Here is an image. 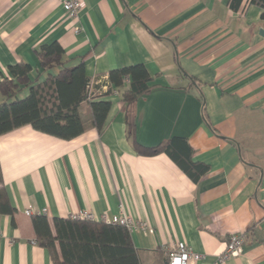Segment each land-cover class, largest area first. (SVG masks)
Masks as SVG:
<instances>
[{"label": "crops", "instance_id": "0c3cea01", "mask_svg": "<svg viewBox=\"0 0 264 264\" xmlns=\"http://www.w3.org/2000/svg\"><path fill=\"white\" fill-rule=\"evenodd\" d=\"M62 0H0V80L18 62L42 69L36 50L57 41L67 64L84 63L96 86L112 69L143 64L149 89L125 112L119 94L100 132L88 102L83 132L60 139L22 125L0 134L2 183L13 217L0 214V264H53L32 216L126 215L142 264H163L183 242L221 264L230 235H246L242 253L223 264H264V19L242 0H80L74 18ZM78 27L79 31L74 32ZM102 91L105 89L101 88ZM3 97L0 94V102ZM133 124L128 136L127 120ZM176 138L172 156L152 149ZM139 150V151H138ZM29 209L27 215L25 210ZM45 209V213H42ZM58 249V247H57Z\"/></svg>", "mask_w": 264, "mask_h": 264}, {"label": "trees", "instance_id": "16d2710c", "mask_svg": "<svg viewBox=\"0 0 264 264\" xmlns=\"http://www.w3.org/2000/svg\"><path fill=\"white\" fill-rule=\"evenodd\" d=\"M249 1L260 5L261 17L264 19V0ZM241 2L229 0L228 5L232 10H237ZM35 52L42 69L40 72L31 76V66L18 62L9 67L10 77H2L0 80V94L3 97L0 102V134L22 125H30L39 132L64 140L72 139L84 130L79 106L85 101L90 106L91 125L100 132L110 109L111 101L108 97L113 89L119 91L120 101L125 112L129 113L138 96L150 86V76L145 66L134 64L110 70L107 88L102 91V86L94 85L89 94L90 80L84 63L79 61L67 64L64 50L57 41L43 43ZM126 125L128 136H132L134 128L129 118ZM175 139L152 149H144L137 143L135 147L141 148L138 151L145 154L164 151L172 156L170 148ZM174 160L194 181L207 170L205 164L190 161L193 165L192 173L183 163ZM14 212L0 170V214L13 217ZM32 225L38 243L48 250L53 264H142L129 230L122 225L54 217L52 232L46 216L42 214L32 216Z\"/></svg>", "mask_w": 264, "mask_h": 264}, {"label": "built area", "instance_id": "2783aa9c", "mask_svg": "<svg viewBox=\"0 0 264 264\" xmlns=\"http://www.w3.org/2000/svg\"><path fill=\"white\" fill-rule=\"evenodd\" d=\"M62 6L64 8L65 14L69 18H74L80 11L82 4L80 0H62ZM78 27L74 28V32H78ZM125 83L128 82L127 79L124 80ZM94 86V81H89L88 88L89 94ZM106 89L107 86H103ZM112 94H119V91L113 89ZM25 213L30 214V210L26 209ZM42 213H45L43 209ZM73 219H86L103 221L109 224H117L126 227L128 230L139 228L145 231H152L145 222H136L126 215H107L106 213L100 215L97 218L92 212L88 210L80 211L78 213L72 214ZM246 235L244 232L235 233L229 236L228 241L224 249L218 254L217 261L223 264L227 259L238 257L242 253L243 243L245 242ZM165 257L167 264H194L202 258V254L193 251L188 245L183 242H178L168 247L165 250Z\"/></svg>", "mask_w": 264, "mask_h": 264}]
</instances>
